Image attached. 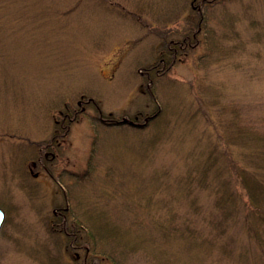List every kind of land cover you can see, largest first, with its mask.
Instances as JSON below:
<instances>
[{
  "label": "rangeland",
  "instance_id": "1",
  "mask_svg": "<svg viewBox=\"0 0 264 264\" xmlns=\"http://www.w3.org/2000/svg\"><path fill=\"white\" fill-rule=\"evenodd\" d=\"M253 128L264 0H0V264H264Z\"/></svg>",
  "mask_w": 264,
  "mask_h": 264
},
{
  "label": "trees",
  "instance_id": "2",
  "mask_svg": "<svg viewBox=\"0 0 264 264\" xmlns=\"http://www.w3.org/2000/svg\"><path fill=\"white\" fill-rule=\"evenodd\" d=\"M204 1H210V0H204ZM186 40H187V38L181 40L182 45L186 43ZM174 54H175V51L172 49V51L170 52L169 57L167 59L168 62L171 63L170 58L173 57ZM161 59L162 58L158 59V64L156 63V64H153L151 66H148L147 67V71H145V73L148 74L150 67L159 66L160 68L163 67V69H165V67H166V66H164L165 62L161 61ZM159 67H158V69H159ZM162 113L163 112L160 111L159 109L154 111L151 115H148L146 123H147V121L149 119L154 120L153 122L157 121L160 118V116L162 115ZM104 120H106V122H108V123L109 122L112 123L114 121V119H111V118L110 119L109 118H104ZM133 124H142V123H133ZM240 127H243V126L242 125H237V128H239V131L242 132L243 130ZM258 132H259L258 129L253 128L252 133L254 134V137H262V138H264V134H262L263 136H261V134L260 133L258 134ZM237 133H239V132H237ZM215 145H218V144L215 143ZM212 162L213 161L209 162L208 165L201 171H204V170L207 171L208 167H209V164L212 163ZM200 175H202V174H200ZM235 176H236L237 182L239 183V186H241L244 190H248V192L251 191L252 193L251 192L250 193L253 194V196H255V197H257V193L254 192V190H258L259 187H264V181L261 180V177L264 176V169L261 168L259 166V164H258V166H256L254 172H251V173L242 172V168H241V166H239L237 168V170H235ZM224 182H226V180L223 181L222 183H224ZM229 196H230V193H229L228 189L224 190V191L222 190L221 193H220V196H219V198H218V200L216 202V204L219 205V208L220 207L223 208L222 212L220 213V215H221L220 216L221 217V223H223V224H226V223L228 224L229 223L232 226L233 224H231V222H233L234 219H230V218H231L232 215H236V213H237L236 212V202H235L236 200H233V198L230 199ZM249 204L247 205L248 208L250 209L249 210V214L251 213L253 215V217H258L260 219L262 217H264V216H262L263 214L259 212L260 209H262V205H263L262 201L257 199L256 202H254L253 204H251V202L249 201ZM254 211L258 212V214L255 215ZM253 219L256 220V218H253ZM247 224H248V221H247ZM61 227H62V230H65L66 232H68V234H72L73 231H76V224H75V226L71 225L70 226L71 228H70L68 225L66 226V224L64 222L61 225ZM73 235H74V233H73ZM71 241H73V242L77 241L76 236H72L71 237ZM260 246L261 247L258 248L259 252H261V250H263L262 248L264 246V243L261 244Z\"/></svg>",
  "mask_w": 264,
  "mask_h": 264
},
{
  "label": "water",
  "instance_id": "3",
  "mask_svg": "<svg viewBox=\"0 0 264 264\" xmlns=\"http://www.w3.org/2000/svg\"><path fill=\"white\" fill-rule=\"evenodd\" d=\"M147 119V117H145V120ZM120 121H129V122H133L132 120H129L127 119L126 117H123ZM3 217H4V213H3V210L0 208V225L2 223V220H3Z\"/></svg>",
  "mask_w": 264,
  "mask_h": 264
},
{
  "label": "flooded vegetation",
  "instance_id": "4",
  "mask_svg": "<svg viewBox=\"0 0 264 264\" xmlns=\"http://www.w3.org/2000/svg\"><path fill=\"white\" fill-rule=\"evenodd\" d=\"M78 102H80V101H78ZM65 233H67V234H68V232H66V231H65ZM74 243H77V242H74ZM71 245H72V244H71ZM73 246H74V247H77V245H76V244H73ZM87 250H88V247H86V251H87ZM84 260L86 261V259H85V258H84Z\"/></svg>",
  "mask_w": 264,
  "mask_h": 264
}]
</instances>
